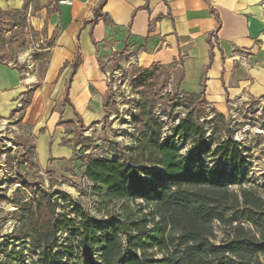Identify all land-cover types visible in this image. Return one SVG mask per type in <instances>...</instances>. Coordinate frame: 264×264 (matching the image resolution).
<instances>
[{
	"label": "trees",
	"instance_id": "trees-1",
	"mask_svg": "<svg viewBox=\"0 0 264 264\" xmlns=\"http://www.w3.org/2000/svg\"><path fill=\"white\" fill-rule=\"evenodd\" d=\"M79 64L71 63V75ZM157 69L136 70L135 87L150 94L134 105L132 145L80 165L90 196L116 210L96 217L70 195L34 189L26 179L28 198L19 188L0 196L16 209L15 227L0 242V264H264V198L241 169L243 144L222 114L209 109L214 117L206 119L203 87L197 96L179 94L202 107L187 106L166 128L148 89ZM214 223L227 230L218 243Z\"/></svg>",
	"mask_w": 264,
	"mask_h": 264
},
{
	"label": "crops",
	"instance_id": "crops-1",
	"mask_svg": "<svg viewBox=\"0 0 264 264\" xmlns=\"http://www.w3.org/2000/svg\"><path fill=\"white\" fill-rule=\"evenodd\" d=\"M60 1L0 0V120L22 109L20 124L45 170L72 160L66 125L104 117L113 58L169 71L183 95L203 87L206 106L222 115L264 100V0H106L96 13L99 0ZM23 33L41 48L24 47Z\"/></svg>",
	"mask_w": 264,
	"mask_h": 264
},
{
	"label": "rangeland",
	"instance_id": "rangeland-1",
	"mask_svg": "<svg viewBox=\"0 0 264 264\" xmlns=\"http://www.w3.org/2000/svg\"><path fill=\"white\" fill-rule=\"evenodd\" d=\"M28 37V33L22 34L24 47L37 49L34 45H38L41 48L34 36ZM42 66V63L38 64L37 74L41 73ZM108 70L117 73L115 78L117 75L119 77L111 87L107 111L101 121L93 126L84 127L79 123L73 126L66 125L65 132L72 135L70 143L72 142L74 154L72 160L63 169L54 172L39 166L34 151V138L32 135L27 136L26 130L20 124L23 112L21 108L8 119L0 120V196L5 194L6 197L11 198L13 191L17 188L21 189L28 180L33 183L34 189L46 192L59 190L70 195L78 200L87 212L96 217L105 216L108 212L116 210L115 207L103 205L96 197L90 196L89 183L81 177L80 165L88 157H114L116 154H122L124 148L132 145L131 135L134 134V128L137 126L134 125L132 116L135 113L134 105L142 97L141 94L148 96L150 92L135 87L137 67L126 65L122 58H113ZM169 84L170 93H165L164 90ZM148 89L156 94L154 114L166 125L168 123L167 126L165 125L166 128L174 124L173 117L185 116L187 106L196 111L202 107L198 101L192 103L179 95L171 81L169 71L165 69H157L152 87ZM175 104L179 106L175 107ZM202 108L206 113H210L207 120L214 117L212 112H209L210 108L206 105ZM223 116L233 132V139L242 143L246 150L245 167L241 169L247 172L249 185L264 198V100L249 102L247 106L239 105L235 109L228 108ZM217 137L218 134L215 135V138ZM205 160L212 166V161ZM21 190L27 198L30 196L28 188ZM15 210L12 205L0 199V242L11 234L15 227V221L10 217ZM213 232L215 238L212 242L218 243L227 230L220 224L214 223Z\"/></svg>",
	"mask_w": 264,
	"mask_h": 264
},
{
	"label": "built area",
	"instance_id": "built-area-1",
	"mask_svg": "<svg viewBox=\"0 0 264 264\" xmlns=\"http://www.w3.org/2000/svg\"><path fill=\"white\" fill-rule=\"evenodd\" d=\"M59 3L60 4H70L71 2L66 1V0H62ZM160 69H162V68H160ZM104 73H105V78H106V81L108 82V84H110V86H113L115 79H117L119 77L117 75V78H115V76H116L117 73L116 72H113V71H109V70H106ZM169 87H170V84L168 85V88L164 90L165 93H170ZM261 101H262V99L261 100H258L256 102H261ZM235 108H233V109H235Z\"/></svg>",
	"mask_w": 264,
	"mask_h": 264
}]
</instances>
